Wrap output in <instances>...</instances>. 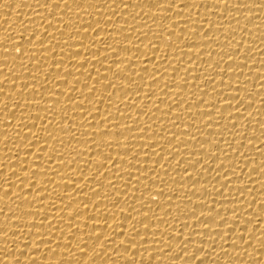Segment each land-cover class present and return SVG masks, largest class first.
<instances>
[{
    "label": "bare ground",
    "instance_id": "6f19581e",
    "mask_svg": "<svg viewBox=\"0 0 264 264\" xmlns=\"http://www.w3.org/2000/svg\"><path fill=\"white\" fill-rule=\"evenodd\" d=\"M0 264H264V0H0Z\"/></svg>",
    "mask_w": 264,
    "mask_h": 264
}]
</instances>
